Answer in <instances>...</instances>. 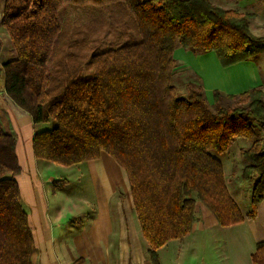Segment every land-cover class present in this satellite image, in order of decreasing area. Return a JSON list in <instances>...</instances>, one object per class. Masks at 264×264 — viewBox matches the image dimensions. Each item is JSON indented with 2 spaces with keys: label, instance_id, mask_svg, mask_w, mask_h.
Listing matches in <instances>:
<instances>
[{
  "label": "trees",
  "instance_id": "16d2710c",
  "mask_svg": "<svg viewBox=\"0 0 264 264\" xmlns=\"http://www.w3.org/2000/svg\"><path fill=\"white\" fill-rule=\"evenodd\" d=\"M1 25L16 52L0 66L6 94L34 123L52 124L35 134V157L65 167L113 157L127 173L151 264L191 232L198 201L223 227L257 217L264 92L216 90L210 103L196 82L185 94L173 83L178 44L214 52L223 67L263 53L250 15L210 0H5ZM237 137L252 142L241 152L244 178L256 180L246 218L215 156ZM20 172L16 139L0 123V264H33ZM252 264H264V241Z\"/></svg>",
  "mask_w": 264,
  "mask_h": 264
},
{
  "label": "crops",
  "instance_id": "0c3cea01",
  "mask_svg": "<svg viewBox=\"0 0 264 264\" xmlns=\"http://www.w3.org/2000/svg\"><path fill=\"white\" fill-rule=\"evenodd\" d=\"M236 1L240 9L255 8L257 17L264 20V0ZM4 4L5 0H0V66L16 58L1 25ZM174 56L178 63L202 77L203 91L210 103L216 90L240 94L261 88L264 92V52L228 67L220 64L214 52L195 55L179 48ZM0 123L16 139L21 172L15 179L33 236V264H151L150 247L139 229L127 173L113 157L102 152L98 159L69 167L38 160L33 138L36 133L49 130L52 124L48 123V127L34 123L8 97L4 80L0 83ZM64 170L79 173L80 179L92 174L96 178V201L80 199L86 183H76V198L67 192L74 178H59L57 173ZM201 210L196 211V220L187 236L172 240L157 251L159 263L252 264L257 245L264 241V198L254 220L245 219L229 227L221 226L210 210L214 217L204 208ZM216 228L226 229L220 231V238L223 236L225 241L222 249L215 244L218 238L212 230ZM233 228L239 231L234 232Z\"/></svg>",
  "mask_w": 264,
  "mask_h": 264
},
{
  "label": "rangeland",
  "instance_id": "374dc122",
  "mask_svg": "<svg viewBox=\"0 0 264 264\" xmlns=\"http://www.w3.org/2000/svg\"><path fill=\"white\" fill-rule=\"evenodd\" d=\"M210 1L213 4L220 6L224 9H234V10H238L239 12L247 13L248 15H250L251 32L253 33L255 37L264 39V20H262L261 17H257L259 13L255 12L256 11L255 8H252V9L249 8L246 10L245 8L240 9L236 0H210ZM251 10L254 12H251ZM179 48L184 49V47H182L181 44H178L176 50ZM196 54L201 55L204 53H195V55ZM177 64L178 65H177L175 75L173 78V83L174 85L177 86L181 94L186 93V86H187V83H189L190 81L196 82L198 85H201L203 88L202 77H200L197 72H195L192 68H190L187 65H184L178 62ZM3 80H4L3 76H1L0 83H2ZM211 103L213 102L211 101ZM49 126L50 125L48 124V127ZM258 134L260 137L264 138V135L260 132V130L258 131ZM251 144H252L251 141H248L245 138L237 137L234 139V142L231 143L227 152L222 153V154H215V156L221 161L223 165L225 181H226V184H227V187H228V190L231 196L237 203L242 214L244 213L246 215L251 211V194L255 187L256 180L255 178H251L250 180H246L244 178L243 172H244L245 167L247 166V163L245 159L243 158L241 152L243 149H247L248 147H250ZM114 163L117 164L115 161ZM57 174H59L58 175L60 176L59 178H68L69 176L71 178H74V184L67 190V192L71 193L74 198H76L77 195L79 194L78 192L79 186H77L76 183H81V184L86 183L84 190L81 192V194H79L80 199L82 200L87 199L88 201L93 200L94 202L96 201V178L92 174L91 175L88 174L87 178L84 177L82 179H80V175L77 172L71 173L70 171L64 170L63 173L58 172ZM116 200H119L120 203L122 202L120 198L119 199L116 198ZM197 204H198V208H197L198 211H202L201 209L204 208L206 211H208L212 215V213L209 210H207L204 207V205L201 204V202L198 201ZM113 208L115 209V206H113ZM244 214L243 216L245 217ZM222 229L223 228H216L212 230L215 232L214 233L215 237L218 238L217 239L218 241L215 244L218 245L217 247H220L221 249L224 247L223 245L225 244V241L223 240V236L222 238H220L221 236L220 231ZM233 229H234V232L239 231L238 228H233ZM222 231H226V229Z\"/></svg>",
  "mask_w": 264,
  "mask_h": 264
}]
</instances>
